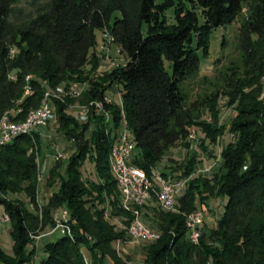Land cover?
Returning <instances> with one entry per match:
<instances>
[{"label":"trees","instance_id":"trees-1","mask_svg":"<svg viewBox=\"0 0 264 264\" xmlns=\"http://www.w3.org/2000/svg\"><path fill=\"white\" fill-rule=\"evenodd\" d=\"M245 1L25 0L23 6L21 0H0V117L21 108L12 122L25 120L49 91L60 125L78 147L68 159L65 174L57 173L58 165L49 170L51 184L56 175L60 183L41 219L21 199L5 197L25 193L37 206L39 167L32 146L39 131L0 144V203L12 225L14 252L13 257L8 255L0 244V261L26 264L32 232L41 224L52 225L53 210L64 208L70 211L71 233L65 230L47 242V256L40 264H87L85 250L92 264H130L131 257L119 252L115 242L127 243L134 215L121 206V191L110 170L111 147L124 127L135 138L138 173L153 178V169L158 168L165 179L187 180L173 210H163L154 191L150 200L136 205L146 207L145 223L160 232L158 239L145 246L143 264H264V0L249 1V13L239 29L243 66L228 69L217 94L237 106L230 128L235 138L221 152L219 171L211 177L185 178L195 169L196 157L183 174L159 166L174 145L190 146L189 128L205 103L188 104L181 85L200 69L199 51L209 52L212 31L236 21ZM169 8H174L175 23L165 17ZM104 30L113 36L125 61L100 77H91L86 70L96 68L101 58L96 46ZM84 80L90 86L83 102L103 101L105 107L103 113L89 112V120L96 125L89 137L92 121L81 130L69 129L81 125L66 113L67 96H55L57 87L68 89ZM113 85L122 106L104 100ZM28 87L32 93L26 96ZM198 124L206 133L202 142L206 146L207 140H214L216 127L207 121ZM87 159L99 178L94 189L87 186L81 169ZM214 191L216 197L228 198L225 210L208 231L204 221L200 241L194 244L186 217L197 209L207 212ZM104 198L115 214L122 215L126 228L118 230L106 217Z\"/></svg>","mask_w":264,"mask_h":264},{"label":"rangeland","instance_id":"rangeland-1","mask_svg":"<svg viewBox=\"0 0 264 264\" xmlns=\"http://www.w3.org/2000/svg\"><path fill=\"white\" fill-rule=\"evenodd\" d=\"M162 1L163 0H157L158 3ZM249 1L250 0H246L244 2L243 11L236 21L217 27L212 31L209 41V52L207 54H203L202 50L199 51L202 57L201 67L197 72L191 74L182 83L181 88L185 94L188 104H192L195 101L205 104L204 106H199V109L195 112V122L189 128L191 139L190 146L185 147L183 144L179 143L168 149L159 163L160 168L166 167L175 169L174 171H176V174H183V170L188 165L189 161L196 157L199 160L196 163L195 169L189 175H184L185 178L191 179L197 175H207L211 177L213 173L219 171V166L222 161L221 152L223 148L235 138L234 134L230 132V128L232 121L237 115V106L236 104H230L228 98L226 97L223 98L220 96L217 98V94H219L224 87V74L228 71V69H241L243 66V58L239 41V29L241 23L246 19L249 13ZM21 5L25 6V0H21ZM165 17L169 23H175L174 8L167 9ZM96 52L101 56V58L96 61V68L88 66L86 70V73H89L91 77H100L109 72L113 67L118 66L125 61V56L119 52L111 34H109L106 30L99 33ZM166 66L170 68V62L166 61ZM72 84L74 85L69 87H75L77 95L73 94L69 89L59 86L63 91H58L59 87H57L55 90V96L63 98L68 93L66 98L70 101L66 106V113L73 116L81 125V127L78 125H72L69 129L77 127L78 130H81L82 127L88 125V123L92 121V124L89 123L90 127L87 132V136L89 137L91 131L95 129L96 125L93 122V119L89 120L90 111H88V113L86 111H80V108H89L92 106L91 111H94L95 113H103L102 111L105 109L104 102L97 100L83 102L84 93L90 86L89 81L84 80L81 82H73ZM75 84L77 85L75 86ZM26 94L27 93H25V95ZM47 94H49V97ZM106 94L110 96L118 105H123L116 85H113L106 92ZM51 96V92L48 91L42 103L38 107L30 110L25 120L29 117V114L32 111L43 107V105H49L51 108ZM107 98L108 97L106 96L104 100L109 103V98ZM67 99L65 102H67ZM107 115L108 117L110 116L108 113ZM25 120L20 122H24ZM202 121L212 123V125L216 127L213 135L214 140H207L206 146L202 145V142L206 137V133L198 124ZM35 129L36 126H34L30 132ZM66 132L67 131L60 125L57 109H55V114L48 125L40 127L39 138L37 137L39 140L37 139L32 146V150L35 152L36 161L39 167L38 186L36 192L37 206L30 203V200L25 193H10L5 195V197L9 199H21L32 211L38 213L41 219L45 216V205L47 204L51 194L58 188L60 183L59 178L56 175V178L53 179V184H51L52 180L49 179V170L53 166L58 165L57 173L65 174L66 164L69 157L75 154L78 149L76 141L71 139L69 134ZM191 134H193V138L191 137ZM59 154H61V157ZM91 154H94V151L91 152ZM89 160L90 159H87L85 161L81 169L87 186L90 189H94V182L98 181L99 178L94 164ZM112 175L114 176L113 173ZM156 175L157 173L155 171L152 178L155 182L158 181L157 178L156 180L154 178ZM157 183L159 185V182ZM104 196H106V194ZM212 196L214 197L208 201V210L206 212V221L208 223L207 231L209 228L216 226L217 220L223 214L225 204L228 200L226 196H221L219 198L216 197V191H214ZM104 199L106 217L109 221L114 223L118 230L126 228L123 223L122 215L115 214L109 205V200L107 198ZM197 204L200 206L199 201ZM64 211H66L64 208L54 209L52 213L53 224H41L38 229L32 232L31 241L26 250L29 259L26 264H40L41 260L47 256V253L44 251L45 244L49 241L56 240L62 235V233H64V230L68 232L71 228H69L71 225L70 219L66 221L67 218L64 216ZM5 214L6 212L4 206L0 203V244L6 250L7 254L13 257V238L11 234L12 225L10 221L3 220ZM57 220L59 222H63L62 225H59ZM147 224L149 223H145L146 226H148ZM129 229L130 227L128 228V232ZM153 242L154 241L133 242L129 238L127 243L123 244L121 252L125 255L128 254L131 257L130 263L143 264L146 251L145 246L150 245ZM115 246L118 248L117 243ZM85 251L87 253L86 258L91 263L89 253L87 250ZM0 264L4 263L0 261Z\"/></svg>","mask_w":264,"mask_h":264},{"label":"built area","instance_id":"built-area-1","mask_svg":"<svg viewBox=\"0 0 264 264\" xmlns=\"http://www.w3.org/2000/svg\"><path fill=\"white\" fill-rule=\"evenodd\" d=\"M108 32V31H107ZM109 33V32H108ZM110 34V33H109ZM112 39L114 40L113 36L111 35ZM77 84H75L76 86ZM73 94L77 95V91L75 87H67ZM261 99L264 100V89L261 87ZM32 93V88H27V95ZM25 96V97H26ZM52 97V96H51ZM109 98V104L114 103L113 99L107 95ZM54 99H52V108L48 111H45V117H38V118H30L29 121L36 122V131L38 132L40 127L47 126L52 117L55 114V106H54ZM21 102V101H20ZM98 108V107H97ZM22 111L21 108L14 109L8 113H4L0 117V137H10L11 131L10 130V123H12L13 119L12 116L18 115ZM80 111H90L91 108H80ZM80 116V115H79ZM26 128V126H25ZM127 133L124 127L119 130L116 140L118 144V152L121 154V161H120V170H114L117 174L118 179V186L121 191V206L123 209L128 211L130 214L134 215V222H130V227L136 229L138 231H144L145 233H153L156 231V228H145V226H138L136 224V216H144L146 212V207H136V200H147L146 198V191L147 190H154L156 195H162V205H166L169 208H173L175 201H179V196L182 194V191L186 185V179L174 180L170 177H167V187L166 191H159V187L151 186V183H147L145 177L139 178H132V170L133 165H137L134 163L135 158V151L134 149H129V145L127 143ZM193 138V134H191ZM61 157V154H59ZM140 170H145L140 166ZM156 171L157 176H165L158 168H154ZM67 213V221L70 219V211ZM189 219V233H193V243H199L201 238V226L206 220V212L197 209L192 211L191 216L188 217ZM4 221H9V216L7 214L3 217ZM58 221V220H57ZM63 222H59L58 224L62 225ZM65 231V230H64ZM130 240L136 242V237H130ZM119 247V252L122 250L123 241L117 240ZM132 264V263H130Z\"/></svg>","mask_w":264,"mask_h":264},{"label":"bare ground","instance_id":"bare-ground-1","mask_svg":"<svg viewBox=\"0 0 264 264\" xmlns=\"http://www.w3.org/2000/svg\"><path fill=\"white\" fill-rule=\"evenodd\" d=\"M262 86H263V89H264V76L262 78ZM58 91L61 92L63 90H62V88L59 87ZM26 93H27V90H26ZM69 93H70V91H69ZM67 94H66V96H67ZM47 96L49 97V94H47ZM48 103H49V100H48ZM51 108H52V106H51ZM51 108H50L49 105H43V107H40L39 109H36V110L32 111L29 114V117L24 122H20V123L12 122V123H10V130H13V131H11L10 137H0V144H7L10 141H12L14 138H16L17 136L29 133L32 130V128L34 126H36V122L35 121H29L30 118L45 117V111H48ZM86 112L88 113V111H86ZM25 126H26V128H25ZM126 131H128V130H126ZM127 143L129 145V149H134L135 150V146H136L135 138H134L133 133L130 132V131H129V133H127ZM110 154H111V157H110V169H111L112 173L114 174L115 178L117 179V174L115 173L114 170H120L121 154L118 152V144H117V140L116 139L113 142ZM139 177H145V179L147 180V183H151V186L155 187L154 186L155 183L152 180V178H150L148 176H145V175L139 174L137 168L133 165L132 178H139ZM154 178H155V180L157 178V180H158L157 182H159V185H158L159 191H166L167 179H165L163 176H157V175ZM117 182H118V179H117ZM152 191H154V190H147L146 191L147 200H136V205H141L143 203H146L148 200H150L152 198V194H153ZM156 196H157L158 205L163 210L170 211V210L175 209L177 201H175V204H174L173 208H169L166 205H162V195H156ZM64 213H65V215H64L65 218H67V213L66 212H64ZM191 213H189L187 215V217H186V224H187L188 230H189V219H188V217L191 216ZM131 222H134V219ZM136 224L138 226H145V228H150L149 226L145 225L142 216H136ZM68 232H70V229L68 230ZM129 234H130V237H136V242H140V241H154L155 239H158L160 237V232H158L157 230L155 232H153V233L147 234L144 231H138L136 229H133V227H130ZM189 237H190L191 242L193 243V233H189ZM194 244H197V243H194ZM118 249H119V247H118ZM87 264H92V262L90 263V261L87 260Z\"/></svg>","mask_w":264,"mask_h":264}]
</instances>
